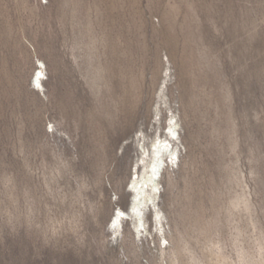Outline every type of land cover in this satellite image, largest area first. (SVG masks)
Segmentation results:
<instances>
[{"label": "rangeland", "instance_id": "374dc122", "mask_svg": "<svg viewBox=\"0 0 264 264\" xmlns=\"http://www.w3.org/2000/svg\"><path fill=\"white\" fill-rule=\"evenodd\" d=\"M0 264H264V0H0Z\"/></svg>", "mask_w": 264, "mask_h": 264}, {"label": "snow or ice", "instance_id": "6c2138e0", "mask_svg": "<svg viewBox=\"0 0 264 264\" xmlns=\"http://www.w3.org/2000/svg\"><path fill=\"white\" fill-rule=\"evenodd\" d=\"M49 130H51V126H49ZM118 216L122 215V213H117Z\"/></svg>", "mask_w": 264, "mask_h": 264}]
</instances>
